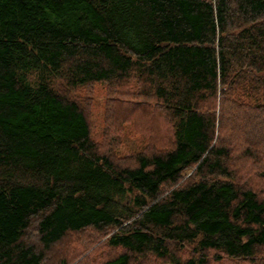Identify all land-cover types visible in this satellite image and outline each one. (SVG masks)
<instances>
[{
	"label": "trees",
	"instance_id": "obj_1",
	"mask_svg": "<svg viewBox=\"0 0 264 264\" xmlns=\"http://www.w3.org/2000/svg\"><path fill=\"white\" fill-rule=\"evenodd\" d=\"M96 83L112 115L122 97L169 120L168 144L101 151L66 93ZM256 119L264 0H0V264L87 228L111 233L102 264H264Z\"/></svg>",
	"mask_w": 264,
	"mask_h": 264
},
{
	"label": "rangeland",
	"instance_id": "obj_2",
	"mask_svg": "<svg viewBox=\"0 0 264 264\" xmlns=\"http://www.w3.org/2000/svg\"><path fill=\"white\" fill-rule=\"evenodd\" d=\"M108 86L106 83H96L87 89L66 92L70 98L77 99L87 109L92 138L98 143L99 149L110 153L112 158L123 165L131 164L132 154L163 149L172 134L169 120L162 121L154 110L144 115L140 106L129 107L122 97L118 100L122 106L121 114L116 116L114 111L115 119L108 106ZM256 121L264 122L258 119ZM259 155L264 158V145L260 148ZM261 169H264V166ZM258 171L247 173L249 171L243 169L244 178L241 180L251 182L252 186L264 191V176L257 177L261 176L256 174ZM191 172L192 170H187L186 177L190 176ZM110 234L108 229L98 231L92 228L71 233L67 240L58 246V251L53 252L55 257L50 259L48 264H61L63 261H66L65 264H102L116 254L108 245ZM138 264L147 263L141 261Z\"/></svg>",
	"mask_w": 264,
	"mask_h": 264
},
{
	"label": "bare ground",
	"instance_id": "obj_3",
	"mask_svg": "<svg viewBox=\"0 0 264 264\" xmlns=\"http://www.w3.org/2000/svg\"><path fill=\"white\" fill-rule=\"evenodd\" d=\"M231 144V143H230ZM209 156V155H208ZM206 158V157H205ZM207 160V159H206ZM80 253V252H79ZM97 256V255H96ZM73 259V258H72ZM70 260V259H69ZM73 262V261H72ZM79 262V261H78ZM67 264V263H66Z\"/></svg>",
	"mask_w": 264,
	"mask_h": 264
}]
</instances>
